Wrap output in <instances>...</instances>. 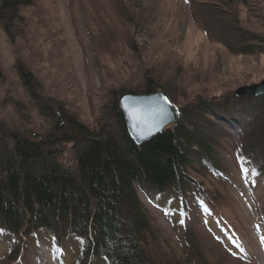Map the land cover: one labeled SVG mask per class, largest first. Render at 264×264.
I'll list each match as a JSON object with an SVG mask.
<instances>
[{
    "label": "trees",
    "instance_id": "16d2710c",
    "mask_svg": "<svg viewBox=\"0 0 264 264\" xmlns=\"http://www.w3.org/2000/svg\"><path fill=\"white\" fill-rule=\"evenodd\" d=\"M227 1L217 2L226 12L212 8L202 12L206 20L200 29L230 54L256 61L264 56V38L244 30ZM29 6V0H0V28L10 45L19 38L17 29L25 25L21 10ZM215 19L219 24H213ZM17 73L47 127L43 134H34L16 130L0 118V248L6 262L16 260L29 244L43 243L61 263L65 247L73 243L69 264H155L149 250L154 237L137 192L152 204L160 198L180 203L190 225L192 219L187 218L197 200L208 204L192 174L221 177L223 143L234 142L232 150L240 169H245L242 176L252 198L264 201V194L253 192L256 186L264 187V95L225 92L180 106L158 83V76L144 71L133 87L108 93L100 110L101 122H107L90 130L62 103H49L32 72L19 66ZM158 91L175 108L177 120L136 145L127 134L117 98ZM68 153L70 167L63 162ZM185 245L194 256L200 255L197 244Z\"/></svg>",
    "mask_w": 264,
    "mask_h": 264
},
{
    "label": "rangeland",
    "instance_id": "374dc122",
    "mask_svg": "<svg viewBox=\"0 0 264 264\" xmlns=\"http://www.w3.org/2000/svg\"><path fill=\"white\" fill-rule=\"evenodd\" d=\"M29 2L21 10L24 28L17 29L20 35L12 45L0 28V118L16 130L43 134L47 127L23 91L19 66L33 73L49 103H62L90 130L107 122H101L100 110L108 93L133 87L144 71L158 76L180 106L264 80V56L256 61L234 56L200 29L208 8L228 11L218 0ZM227 3L244 30L264 38V0ZM213 24L219 23L215 19ZM233 147L234 142L223 143L219 150L221 177L227 179L192 174L208 204L197 200L187 218L190 225L180 203L160 198L152 204L137 192L154 237L149 250L155 264H264V201L252 198ZM71 158L72 153L66 154L64 165L70 167ZM256 187L254 195L264 194V187ZM186 241L198 245L199 256L189 251ZM75 248L67 245L60 263L43 243L29 244L12 262L4 260L1 247L0 264H69Z\"/></svg>",
    "mask_w": 264,
    "mask_h": 264
},
{
    "label": "water",
    "instance_id": "95a60500",
    "mask_svg": "<svg viewBox=\"0 0 264 264\" xmlns=\"http://www.w3.org/2000/svg\"><path fill=\"white\" fill-rule=\"evenodd\" d=\"M237 94L254 97L263 96L264 80L260 81L257 84H252L250 86L240 88L237 91ZM162 98L166 97L160 92H154L148 95L124 93L119 95V97L117 98V106L123 116L127 134L131 141L136 145H141L145 142L150 141L152 138L162 132L165 128L176 122V110L171 105L168 99V103L165 104ZM131 103H136L138 106L143 107L146 110L163 107L166 111V115L163 116L162 119H158L154 127L150 124L149 126L143 128V130L135 129L127 115V105Z\"/></svg>",
    "mask_w": 264,
    "mask_h": 264
},
{
    "label": "snow or ice",
    "instance_id": "6c2138e0",
    "mask_svg": "<svg viewBox=\"0 0 264 264\" xmlns=\"http://www.w3.org/2000/svg\"><path fill=\"white\" fill-rule=\"evenodd\" d=\"M162 99L165 104L168 103L167 98ZM127 115L135 129L143 130V128L150 124L154 127L157 120L162 119L163 116L166 115V111L163 107L146 110L143 107L138 106L136 103H131L127 105ZM240 171L243 173L245 169L241 168ZM180 222L183 223V221ZM261 243L264 244V236L261 237Z\"/></svg>",
    "mask_w": 264,
    "mask_h": 264
}]
</instances>
